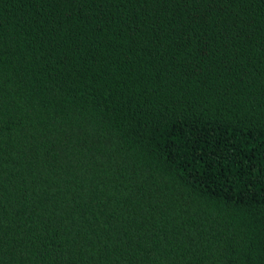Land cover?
Wrapping results in <instances>:
<instances>
[{
  "label": "trees",
  "instance_id": "1",
  "mask_svg": "<svg viewBox=\"0 0 264 264\" xmlns=\"http://www.w3.org/2000/svg\"><path fill=\"white\" fill-rule=\"evenodd\" d=\"M0 264H264V0H0Z\"/></svg>",
  "mask_w": 264,
  "mask_h": 264
}]
</instances>
